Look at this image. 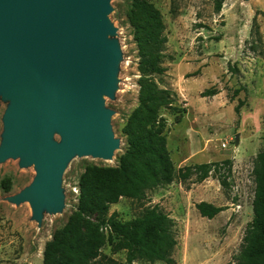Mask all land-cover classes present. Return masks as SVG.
<instances>
[{"label":"rangeland","instance_id":"1","mask_svg":"<svg viewBox=\"0 0 264 264\" xmlns=\"http://www.w3.org/2000/svg\"><path fill=\"white\" fill-rule=\"evenodd\" d=\"M132 0H110L107 14L115 30L119 56L114 85L102 94L111 111L110 127L119 141L112 159L73 155L61 176L63 196L59 212L43 211L41 222L33 218L27 202L15 204L9 197L21 192L36 174L34 165L19 166V159L0 163V262L43 264V251L53 234L62 229L78 203V182L86 163L115 166L125 139L121 133L138 102L137 51L126 13ZM160 12L166 42L161 86L177 95L175 105L184 112L176 117L162 111L166 120L167 149L175 171L187 166L231 161L202 182L193 175L185 181L147 191L144 200L121 198L109 206L122 221H130L147 207H158L173 221L176 246L174 264H234L246 228L252 219L253 166L264 148V0H224L215 12L216 0H145ZM215 88L212 97L201 93ZM237 91V93H235ZM241 103L239 113L234 108ZM9 101L0 99V143L3 116ZM238 137L236 142L235 137ZM53 140L59 142L57 134ZM226 178L221 186L218 175ZM1 186V185H0ZM206 202L224 210L213 219L202 218L195 206ZM93 222V218H87ZM101 253L124 263V250L106 244ZM133 264L149 263L141 260Z\"/></svg>","mask_w":264,"mask_h":264},{"label":"water","instance_id":"2","mask_svg":"<svg viewBox=\"0 0 264 264\" xmlns=\"http://www.w3.org/2000/svg\"><path fill=\"white\" fill-rule=\"evenodd\" d=\"M110 0H0V163L19 159L36 174L8 198L43 211L63 205L61 176L73 155L110 160L119 147L102 94L114 85L119 56ZM57 134L59 142L53 140ZM237 142L238 137H235Z\"/></svg>","mask_w":264,"mask_h":264},{"label":"trees","instance_id":"3","mask_svg":"<svg viewBox=\"0 0 264 264\" xmlns=\"http://www.w3.org/2000/svg\"><path fill=\"white\" fill-rule=\"evenodd\" d=\"M224 0H216L220 12ZM137 51L138 102L121 133L125 143L115 166L86 163L78 182V203L67 224L57 230L43 251V264H133L137 260L174 264L171 254L177 242L173 221L158 207H147L130 221H122L109 206L121 198L144 200L149 190L185 181L197 182L221 168L231 169V161L187 166L175 171L166 142L167 122L162 111L179 117L184 111L175 105L177 95L161 86L166 68L162 65L164 24L160 12L145 0H132L126 13ZM215 88L201 97L215 96ZM237 93V91L235 92ZM239 103L234 111L239 113ZM254 160L252 219L248 224L234 264H264V148ZM221 186L226 178L218 175ZM0 189L9 190L0 184ZM202 218L213 219L224 209L206 202L195 206ZM92 217L93 222L87 220ZM108 244L113 251L124 250L125 262L118 263L101 253ZM0 264H3L0 262Z\"/></svg>","mask_w":264,"mask_h":264}]
</instances>
